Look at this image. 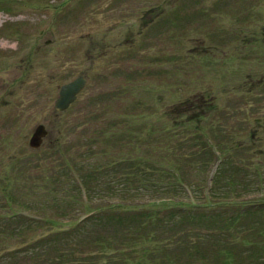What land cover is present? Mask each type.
<instances>
[{
	"label": "rangeland",
	"instance_id": "374dc122",
	"mask_svg": "<svg viewBox=\"0 0 264 264\" xmlns=\"http://www.w3.org/2000/svg\"><path fill=\"white\" fill-rule=\"evenodd\" d=\"M77 76L85 84L55 110ZM39 124L46 134L30 148ZM255 182L264 185V0H0V205L10 195L7 214L55 222V208L116 217L14 256L25 243L8 225L21 224L4 220L0 264H103L90 240L115 245L134 217L170 210L150 200L175 190L224 208L234 192L263 199L262 188L242 189ZM58 220L23 228L26 241L72 225ZM198 233L204 258L174 248L171 261H152L223 264L222 241H238Z\"/></svg>",
	"mask_w": 264,
	"mask_h": 264
},
{
	"label": "trees",
	"instance_id": "16d2710c",
	"mask_svg": "<svg viewBox=\"0 0 264 264\" xmlns=\"http://www.w3.org/2000/svg\"><path fill=\"white\" fill-rule=\"evenodd\" d=\"M4 188L9 190L7 187ZM80 188L86 195V187L82 182H79L77 186L78 196L80 197L81 195ZM261 188L264 190V185L260 182H255L252 187L249 184L242 187L245 190H260ZM57 190L60 191V189ZM174 191L167 194V196H159L154 200H150L151 203L167 206L170 208L169 211L164 214L155 212L156 214L152 213L133 218L131 223L125 228L126 233L130 235L129 239L119 240L114 245L115 241L111 238H92L90 241L93 244V253L97 254L94 256L95 260H98L97 256H99V258L104 257L103 261L101 260L103 264H157L152 261L153 258L166 261L176 258L175 256H166L165 253L172 251L174 248L177 251L186 252L188 256L204 258L206 255L199 251L203 235L201 236L198 231L202 230L206 231L208 235H211L212 232H217V236L213 238H216L218 241L226 234L232 238H238L237 242L233 240L230 242L222 241L225 245L223 250H221V255H223L221 261L223 264H264V198L258 200L261 195L252 196L249 193V197L237 200V196L240 194H235L233 191L236 201H223L224 205L230 208H226L225 206L224 208H206L208 205V200H204L206 194L197 195L201 201L195 203L192 199L187 202L184 200L180 201L179 193ZM233 192L231 191L230 193ZM259 192L262 193L261 190ZM10 199V195H8L4 199V204L0 205V210L6 213L0 215V223L3 224L4 220L19 221L21 225H16L14 228L12 227L13 225H8L10 229H15L9 232H14L15 237L24 238L23 243H25L23 248H19L20 250L14 249L10 252V255L13 256L22 252L41 254L44 242L49 241L51 238L61 241L65 239L66 241L72 240L73 237L84 232L87 226L98 225L104 222V220L108 222L110 219L116 218L104 214L110 212L107 208H89L88 212L81 217L77 215L79 208H55L58 219L66 218L67 221L65 223L72 225L38 237L33 242H27L26 235H23V228L24 230H31V226L38 224L40 226L45 224L54 226L59 223V220L57 219V222H55L45 217L29 219L23 214H7ZM56 200V197L50 196V202L54 203ZM199 224H204L206 227H201ZM0 231H2L1 226ZM238 242L241 243L238 245L240 246L238 247L239 253H232L230 248ZM122 245L123 248L120 249ZM55 248L56 254L61 257L65 249ZM37 249L39 251H35ZM256 251H258L257 254H255ZM241 253L245 254V258L243 259H247L246 263L238 259L241 257ZM1 256V258L6 257L5 254Z\"/></svg>",
	"mask_w": 264,
	"mask_h": 264
},
{
	"label": "water",
	"instance_id": "95a60500",
	"mask_svg": "<svg viewBox=\"0 0 264 264\" xmlns=\"http://www.w3.org/2000/svg\"><path fill=\"white\" fill-rule=\"evenodd\" d=\"M85 84L83 76H77L74 79L60 85L57 97L54 100L53 107L57 111L65 109L74 99L76 94ZM46 131L42 125H36L28 138V146L30 148H37L41 144L42 138Z\"/></svg>",
	"mask_w": 264,
	"mask_h": 264
}]
</instances>
